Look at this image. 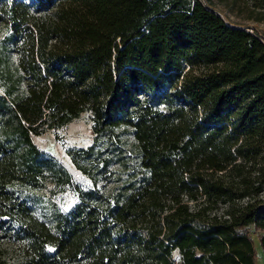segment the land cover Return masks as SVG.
Segmentation results:
<instances>
[{
    "label": "trees",
    "instance_id": "1",
    "mask_svg": "<svg viewBox=\"0 0 264 264\" xmlns=\"http://www.w3.org/2000/svg\"><path fill=\"white\" fill-rule=\"evenodd\" d=\"M0 21L15 30L19 54L15 65L0 58V240L19 245L14 258L0 245V264H257V32L202 0H0ZM84 111L96 137L131 127L136 160L117 193L89 190L50 225L28 190L71 175L33 137ZM75 153L89 158L95 143Z\"/></svg>",
    "mask_w": 264,
    "mask_h": 264
},
{
    "label": "rangeland",
    "instance_id": "2",
    "mask_svg": "<svg viewBox=\"0 0 264 264\" xmlns=\"http://www.w3.org/2000/svg\"><path fill=\"white\" fill-rule=\"evenodd\" d=\"M205 5L219 13L227 22L257 32L264 40L263 0H202ZM17 35L15 30L0 21V58L15 65L18 62ZM3 91L0 85V92ZM91 111H84L68 124L48 128L33 137L41 149L42 157L62 166L70 175L71 183L56 182L52 177L46 185L28 190V203L34 212L50 225L55 224L58 212H69L83 198L87 191L111 196L128 178V170L136 160L135 137L132 128L121 126L118 135L99 136L93 128ZM95 143V152L89 158L75 152L87 149ZM74 154L84 164L91 165L93 178L76 166ZM264 197V193H263ZM257 249V264H264V250L257 233H253ZM2 248L8 249L10 258L16 257L19 245L0 240ZM179 258L178 253H175Z\"/></svg>",
    "mask_w": 264,
    "mask_h": 264
}]
</instances>
